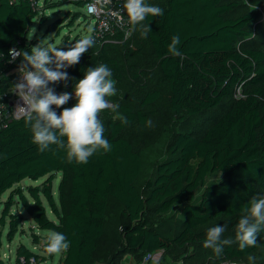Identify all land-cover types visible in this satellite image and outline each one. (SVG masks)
<instances>
[{"label":"trees","instance_id":"trees-1","mask_svg":"<svg viewBox=\"0 0 264 264\" xmlns=\"http://www.w3.org/2000/svg\"><path fill=\"white\" fill-rule=\"evenodd\" d=\"M87 1L43 0L41 4L40 0H0V53L8 58L11 48L30 52L35 46L28 41L33 19L40 23L48 19L41 7L66 2L84 7ZM145 2L164 9L163 16H149L144 22L151 28L146 39L139 31L126 41L117 35L115 43L119 44L100 43L91 35L94 46L78 64L66 69L70 77L67 86L63 81L49 85L57 94L65 88L72 91L87 68L102 63L112 70L117 84L138 80L150 70V80L139 88L130 86L127 99L119 101L129 123L101 119L112 150L94 154L86 164L69 163L65 150L56 145L40 152L25 119L13 120L0 131V199L11 190V196L21 199L32 229L66 235L70 247L58 264H93L108 234L106 218L111 201L122 207L125 220L123 244L108 264H118L115 260L121 253L132 254L138 262L145 252L161 248L166 250L164 259L168 262L182 259L184 264H219L230 259L250 264L247 257L254 255L257 264H264V231L257 234L255 247L241 250L235 242L242 209L254 196L264 195V0ZM79 16L75 11L67 17L72 23ZM62 21L50 23L47 31L57 29ZM175 35L180 37L181 56L168 52ZM68 40L66 37L54 47L67 50L80 39ZM53 108L57 114L62 111ZM161 109L180 120L203 115L205 121L196 131L176 134L169 145L170 156L158 163L155 177L148 179L141 191L137 182L143 148L129 128H144L149 118L156 123ZM56 172L62 174L58 202L52 181ZM214 172H221L222 178L206 185L197 198V190ZM43 177L41 184L15 188L25 178ZM41 194L56 220L48 216ZM177 204L182 213L177 231L169 234L152 227L149 211L159 216ZM7 217V236L12 240L25 218L11 213L5 205L0 222L5 224ZM217 225L226 226L221 239L234 241L224 246L220 256L205 263L200 252L186 251L191 245L202 246L207 231ZM33 235L37 243L39 238ZM42 249L46 256L40 257L22 243L17 247L16 261L31 264L53 256L45 246Z\"/></svg>","mask_w":264,"mask_h":264},{"label":"clouds","instance_id":"clouds-1","mask_svg":"<svg viewBox=\"0 0 264 264\" xmlns=\"http://www.w3.org/2000/svg\"><path fill=\"white\" fill-rule=\"evenodd\" d=\"M109 0H97L98 4L107 3ZM123 10L127 15L128 27L124 31V40L129 39L134 32L139 31L142 38H147L151 32L149 23L144 22L149 16L164 15V9L152 6L145 0H125ZM117 23L124 25L125 19L121 12L113 13ZM36 29H32V35ZM32 35L28 37L32 38ZM123 42V41H121ZM180 37L175 35L168 45V52L173 56H181L178 48ZM95 44V38L86 35L75 44L64 50L38 43L29 51L9 49V63L22 57L18 67L20 80L14 83V94L21 100L15 111L18 116L25 119L26 126L32 132V142L37 145L40 152H45L56 145L64 149L69 163L86 164L89 158L98 152L107 153L112 150V145L104 137L105 126L99 114L105 110L117 113L116 118L122 124L129 123L126 116L119 114L120 105L110 102V97L117 95L116 81L112 78V70L106 64L89 67L82 79L74 83L72 92L57 94L50 84L65 82L70 79L66 69L80 62L86 53ZM3 53H0V58ZM75 98L72 107H64L71 99ZM259 98V97H258ZM55 108H62L57 114ZM148 126L153 125L149 118ZM226 231L225 225H217L206 233L203 247L212 249L216 256H220L224 246L234 243L232 239H221ZM264 231V195L253 197L242 209V215L235 226V242L241 250L257 245V234ZM49 254H58L67 251L70 241L65 234L49 231L43 242ZM250 264H255L254 255L247 257Z\"/></svg>","mask_w":264,"mask_h":264},{"label":"rangeland","instance_id":"rangeland-1","mask_svg":"<svg viewBox=\"0 0 264 264\" xmlns=\"http://www.w3.org/2000/svg\"><path fill=\"white\" fill-rule=\"evenodd\" d=\"M52 2H58L60 0H50ZM43 0H40L42 4ZM41 13L46 14L48 19L44 23H40L38 19H33L28 37L32 35V29L35 28L36 31L32 35V38L28 41H33V44L37 45L38 43H43L45 45L54 46L66 37L69 38L68 43H71L75 39H82L86 35H91L93 31L94 18L87 16L84 8L82 6L75 5L70 2H66L60 5H54L47 9L41 7ZM78 11L80 16L71 23L70 17H67L70 13ZM67 18V19H66ZM57 19L63 20L57 29L48 32V26L50 23L56 21ZM115 43V42H112ZM119 44V42H117ZM115 43V44H117ZM150 70L146 71L145 77H142L138 80H130L124 84H117V95L110 97V102L118 103L120 100H126L128 93L130 92L129 87H138L146 84L150 80ZM65 92V91H64ZM71 93V90H70ZM75 98L71 99L65 106L72 107L75 104ZM108 114L103 115L99 114L100 119H109V120H118L116 118L117 113H113L111 110H107ZM119 114L121 110H118ZM203 116V115H202ZM202 116L190 117L185 120H180L178 117L170 116L163 109L159 110L156 123H153L152 126H146L144 128L131 127L129 132L133 137H136L139 143L142 145L141 157H142V170L140 175V180H138L137 185L141 191H143V185L148 179H153L156 175V166L158 163L170 156L169 145L174 140L177 133L193 130L196 131L199 129L200 125L204 123V118ZM46 177H43L39 180H33L31 178H25L19 183L15 184V188H26L29 185H38L43 182ZM62 178L61 172H56L52 175L53 181V193L56 201L59 200V189L58 185ZM222 178L221 172H214L207 176L205 183L201 186L197 192V198L201 194L204 187L208 184H211ZM26 196L32 200L28 191H24ZM41 197L46 205L47 214L51 219L56 220L55 215L53 214L47 200L41 194ZM8 200H12L8 204ZM5 205H9L10 212L24 216L25 220L21 222L17 232L15 233L12 240L7 236L9 229V220L7 217L5 224L0 222V264H19L16 261L17 257V247L20 244L26 245L33 252L39 254V256H46L43 247V243L46 237L49 234L48 229H41L34 227L32 229L31 219L26 213L21 199L14 195L11 196V190H7L0 199V216ZM181 206L179 204L175 205L169 212L154 216L152 211H149L150 218L152 221L153 228H159L165 233L173 234L177 231L180 221L182 219ZM107 228L108 234L106 239L100 244L99 250L95 255L93 264H108L109 259L113 252H117L123 244V232H122V222L125 220L122 212V207L116 202L111 201L107 213ZM38 236V242L34 243V235ZM186 251L189 254H195L200 252V256H205V263L209 261V258L216 256L212 249H206L202 246L191 245L187 247ZM64 252L53 254L52 257L47 256L44 260L31 264H58L62 259ZM126 256V257H125ZM39 257V258H40ZM130 258L134 256L130 253L123 255L122 253L116 257L118 264H128ZM241 264H246L245 261H240ZM114 264V263H113ZM257 264V262H255Z\"/></svg>","mask_w":264,"mask_h":264},{"label":"built area","instance_id":"built-area-1","mask_svg":"<svg viewBox=\"0 0 264 264\" xmlns=\"http://www.w3.org/2000/svg\"><path fill=\"white\" fill-rule=\"evenodd\" d=\"M124 3L125 0H109V2L102 4H98L97 0H88L85 3L83 8L87 16L94 18L91 35H94L100 43L116 42L117 35H120L124 40V31L128 27L126 23L127 15L123 10ZM115 12H121L124 15V25L117 23L113 15ZM132 37L133 35L129 39ZM16 49L19 51L18 48ZM10 59V56L8 58H4V56L0 58V131L5 129L13 120L21 118L15 111V107L18 103L22 104L23 102L13 93L14 83L21 78L18 72L21 61H19L18 57L14 62L9 63ZM64 90L65 92H70L67 88ZM165 255L166 250L163 248L151 250L145 252L138 262L134 258H130L128 264H184L182 259L168 262L164 259ZM31 262H35V259L32 258ZM219 264H241V262L227 259Z\"/></svg>","mask_w":264,"mask_h":264},{"label":"crops","instance_id":"crops-1","mask_svg":"<svg viewBox=\"0 0 264 264\" xmlns=\"http://www.w3.org/2000/svg\"><path fill=\"white\" fill-rule=\"evenodd\" d=\"M126 257V256H125Z\"/></svg>","mask_w":264,"mask_h":264}]
</instances>
